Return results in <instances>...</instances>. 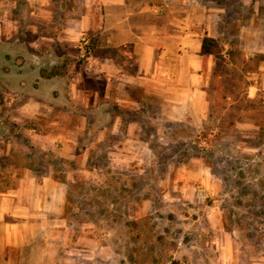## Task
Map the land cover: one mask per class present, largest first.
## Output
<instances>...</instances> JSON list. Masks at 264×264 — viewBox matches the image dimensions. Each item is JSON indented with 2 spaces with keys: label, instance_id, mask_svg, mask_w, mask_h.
I'll list each match as a JSON object with an SVG mask.
<instances>
[{
  "label": "rangeland",
  "instance_id": "obj_1",
  "mask_svg": "<svg viewBox=\"0 0 264 264\" xmlns=\"http://www.w3.org/2000/svg\"><path fill=\"white\" fill-rule=\"evenodd\" d=\"M117 1L12 0L22 32L11 41L12 62L22 57L26 84L20 89L18 78L5 79L0 69V189L17 186L24 167L39 180L52 174L70 183L73 220L87 223L86 235L106 243L113 264H264V137L260 143L258 135L264 90L247 109L259 117L235 126L223 118L241 105L244 81H256L243 75L264 56V0H125L123 7ZM170 10H183L193 47L208 27L225 57L231 45L237 52L212 84L218 96L229 94L223 101L228 110L219 109L222 117L206 118L202 126L191 116H151V131L142 133L147 143L134 145L133 132L115 128L121 111L115 100L95 97L105 87L96 77L108 65L109 75L119 74L116 61L105 58L122 53L107 43L122 13L146 11L145 20L157 29ZM84 17L90 29H83ZM69 19L76 31L60 42ZM91 33L101 37L95 50ZM53 67L62 74L41 84V69L49 74ZM68 141L77 145L73 160L57 153ZM50 143L55 150L45 146Z\"/></svg>",
  "mask_w": 264,
  "mask_h": 264
},
{
  "label": "crops",
  "instance_id": "obj_2",
  "mask_svg": "<svg viewBox=\"0 0 264 264\" xmlns=\"http://www.w3.org/2000/svg\"><path fill=\"white\" fill-rule=\"evenodd\" d=\"M117 2L121 7L125 5V0ZM11 3L12 0H0V69L5 79L18 78L21 89V85L26 84L22 78L25 63L22 57L20 63L12 62L11 41L22 32L13 20ZM182 11L170 10L169 20L164 22L163 28L157 29L153 22L145 20L146 11L122 13L119 27L107 36V43L122 51L118 56L109 54L105 58L107 62L116 61L113 67L119 74L109 75L107 70L112 66L103 68L105 72L96 78L105 79V87L101 92L95 90V97L99 103L115 100L121 110L115 128L124 126L126 131L133 132L134 145L147 143L142 133L151 131V116L180 121L191 116L199 120L200 126V121L211 119L209 88L215 80V55L207 56L203 41L207 35L214 39L218 35L212 34L207 27L200 42H194L193 47V32L185 26ZM81 23L83 29L91 28L86 17ZM76 28L75 20L69 19L59 41L67 42L66 37L74 36ZM47 71L45 68L40 71L41 84L59 77L49 76ZM244 77L256 79L248 81L250 85L246 91L248 94L250 89L248 96L256 98L257 92L264 90V60H259L253 70L246 71ZM31 99L21 102V112L28 111ZM33 99L41 106L52 108L42 98ZM45 146L56 148L52 143ZM57 153L61 158L73 160L77 145L68 141L57 148ZM18 176L17 186L0 189V264H113L106 252V243L86 235L87 223L82 222L80 226L73 220L75 195L70 183L52 174L39 180L29 167L21 168ZM95 244H98L97 250L89 247ZM119 264H124L123 259Z\"/></svg>",
  "mask_w": 264,
  "mask_h": 264
},
{
  "label": "trees",
  "instance_id": "obj_3",
  "mask_svg": "<svg viewBox=\"0 0 264 264\" xmlns=\"http://www.w3.org/2000/svg\"><path fill=\"white\" fill-rule=\"evenodd\" d=\"M99 35H100V33H96V34L91 33V39H92L91 46H90L91 50L96 49L99 46V44H100L99 41L101 39V37ZM220 44H222L220 38L214 39L208 35L205 37V39L203 41L204 50L207 52L213 53L215 55V67H214V74H213L215 79L218 76L224 74V72L226 71L228 63L231 62V60L234 59L235 54H237V52L235 51V49L231 45V48L228 51V56L225 57V55L222 54V50H223L222 47H220V48L218 47V46H220ZM258 60H264V56L262 59L259 58ZM256 64H257V62H256ZM245 71H248L247 68H244V72ZM59 74H62V73L53 68V70H51V73H49V76H54V75H59ZM243 77H244V75H243ZM224 82H225V79H222L221 80L222 84L220 86L221 89H224L223 88ZM249 85H250V83L248 81H244V87H243L244 90H246ZM209 91H210L211 96H212L210 117H211V119H218L219 117H222L220 115L219 109L222 108V109L228 110L227 109L228 108L227 103L223 104V101L224 102L227 101V99L229 98V94H224L223 96H218L217 85H211V88H209ZM239 102H241V105L237 108V111L232 112V111L228 110L226 115L223 116L224 119L230 121L231 125H229V126H235V124L238 121H241L244 118L255 119L256 117H259V113H255L257 111H255V112L253 110L250 112L247 111L249 106L250 107H252L253 105L256 106V104H254V103L258 102L256 98H250L247 93H244L243 97L239 100ZM259 103H260V101H259ZM221 104H222V106H221ZM255 110H257V109H255ZM259 127L261 130L260 134H258L259 138H260L259 139V142H260L261 138L264 137V125L262 126L260 124Z\"/></svg>",
  "mask_w": 264,
  "mask_h": 264
}]
</instances>
